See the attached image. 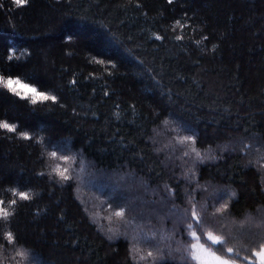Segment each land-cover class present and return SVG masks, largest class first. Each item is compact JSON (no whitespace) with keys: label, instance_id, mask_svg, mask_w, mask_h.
<instances>
[{"label":"trees","instance_id":"trees-1","mask_svg":"<svg viewBox=\"0 0 264 264\" xmlns=\"http://www.w3.org/2000/svg\"><path fill=\"white\" fill-rule=\"evenodd\" d=\"M9 79L56 99L33 103L31 92L0 83V122L16 128H0V200L12 213L0 220L2 264H183L164 253L139 259L126 238L100 231L76 180L52 168L59 152L114 180L111 207L161 234L146 249L164 252L161 231L176 232L192 204L226 234L217 252L256 264L264 245V0H0V80ZM165 122L170 146L156 136ZM183 132L208 158L172 143Z\"/></svg>","mask_w":264,"mask_h":264},{"label":"rangeland","instance_id":"rangeland-1","mask_svg":"<svg viewBox=\"0 0 264 264\" xmlns=\"http://www.w3.org/2000/svg\"><path fill=\"white\" fill-rule=\"evenodd\" d=\"M166 125L168 126V122L162 124L161 128L156 131V136L165 138L166 144L170 146V140L166 139L168 138V135L166 137L162 135L165 133ZM180 134L181 135H178L176 133L172 135V143H176L177 145H187L186 148H188L189 153H191L194 159L199 162L203 161L204 158H208V154L203 155L201 151L195 148L192 137H190L189 134H186L185 132ZM53 161L52 168H57V175L67 176L71 178V180L73 178L76 180L78 190L77 195L80 197L81 204L88 213L90 220L107 236L112 237L116 235V237L126 238L129 242L132 254L136 255L139 259H148L156 262L160 261L164 254L170 258L179 255L182 258L181 262L183 264H199L198 260L192 259L193 253L201 260L211 261L213 257L210 253L213 252L216 256L227 259L216 250L218 246H224L225 242L223 245H218L214 244L212 240L209 239V237L212 236L224 241L221 235L226 234L219 228H216L215 230L212 225L207 226L208 224H206L200 216L202 215L201 210L195 205L191 204L186 211L187 214L184 216L182 214L180 220L177 221V223L179 222V229L176 230V232L174 231L173 233H170L166 230L161 231L163 235H167L169 242L168 247H165L166 250L160 252L162 255H157L155 251L150 248L146 249V247H155L154 243H156V240L158 239L161 241V237L159 236L161 234L150 229L146 223L140 225L142 222H138L137 220L136 224L130 222L131 218L126 214L125 209L112 208L108 201H106V195L109 196L113 191L108 186H111V181H114L111 177L109 178L107 175H101L94 170L93 166L76 159V157L74 158L69 152H59L56 154L55 158H53ZM262 167H264V163ZM130 210L132 209L130 208ZM118 213H120V215H118ZM193 213H195L196 219H193ZM143 216L144 215H142V217ZM150 216L155 219L157 218L161 223H167L168 220L166 218H161V216H163L161 214H156V216L151 214ZM138 218L141 217L138 215ZM117 219L121 220V222H119L118 225H115ZM197 220L199 221V224L197 223ZM172 235H181V238L179 240H174ZM193 245L196 246L195 249H193ZM143 250H145V252H143ZM149 252H152L153 254L151 257L148 256ZM255 257L257 258L256 264H259L258 257ZM229 264L238 263L229 260Z\"/></svg>","mask_w":264,"mask_h":264},{"label":"snow or ice","instance_id":"snow-or-ice-1","mask_svg":"<svg viewBox=\"0 0 264 264\" xmlns=\"http://www.w3.org/2000/svg\"><path fill=\"white\" fill-rule=\"evenodd\" d=\"M14 3L17 5V6H22L24 4L27 3V0H14ZM160 37H157V39H159ZM0 83H4L6 87L9 88L10 91H13V92H16L17 95H19L20 93L16 91V88L13 87V85H19V87H21L22 89H24L26 92H31L33 95H32V102L33 103H36L37 102V99L36 98H40L42 100H48V99H52L53 101H55V97L54 96H48V95H45L43 92H38L35 88H31L29 87V85L27 84H22L19 80H16V81H13L11 79L7 80L6 82L0 80ZM0 128H3V129H6L7 131L9 132H14L16 131V128L15 126L13 125H10L9 123L7 122H0ZM21 135L24 136V138H29L27 136L26 133H21ZM64 179H68L67 176H63ZM12 191V194L15 196V195H19V197L21 199H24V200H27L29 198L28 194L26 192H23V191H20V192H17L16 190H11ZM4 201L3 200H0V220H4V221H8L10 215H12V213L8 210V208L4 207ZM16 203L15 200H12L10 202L11 205H14ZM118 215H120V213H118ZM193 219H196V216H195V213H193ZM197 223L199 224V221L197 220ZM195 235V234H193ZM8 242L10 243H17V241L15 240L13 234L11 232H7L5 234V237H4ZM209 239L212 240V242L214 244H218V245H223L224 241L220 240V239H217L215 237H212L210 236ZM190 243V241H189ZM3 245L0 244V248H2ZM195 245H193V249H195ZM218 251H223V248L221 247L220 249H217ZM228 252H232V249H228L227 250ZM18 256L20 257H23L24 256V253L23 252H18L17 253ZM153 254L152 252H149L148 253V256L151 257ZM210 255L213 257V259L211 261H207V260H201L198 256H196L194 253L192 255V259L193 260H198L199 261V264H229V260L227 259H223L219 256H216L215 253H210ZM255 256L258 257L259 259V264H264V246H262L259 250V252H256L254 253ZM161 259H163V257H161ZM0 264H2V262H0Z\"/></svg>","mask_w":264,"mask_h":264}]
</instances>
